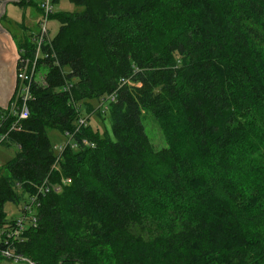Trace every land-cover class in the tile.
Returning a JSON list of instances; mask_svg holds the SVG:
<instances>
[{"label": "trees", "instance_id": "trees-1", "mask_svg": "<svg viewBox=\"0 0 264 264\" xmlns=\"http://www.w3.org/2000/svg\"><path fill=\"white\" fill-rule=\"evenodd\" d=\"M71 1L84 10L56 15L30 116L6 142L18 150L0 215L50 172L53 129L76 131L53 173L72 182L41 197L19 252L35 264H264V0ZM17 46L33 55L31 39ZM114 92V137L77 130L81 106Z\"/></svg>", "mask_w": 264, "mask_h": 264}, {"label": "built area", "instance_id": "built-area-1", "mask_svg": "<svg viewBox=\"0 0 264 264\" xmlns=\"http://www.w3.org/2000/svg\"><path fill=\"white\" fill-rule=\"evenodd\" d=\"M21 1V0H20ZM37 1L39 9L42 11L43 18L40 22L41 28L38 33H32L31 40L34 44L33 55H27L26 48H17L16 63V85L12 98L7 107H0V148L9 140L11 131L21 128V120L28 119L30 116L29 101L33 97V86L39 74V61L43 57V46L51 41L49 35L48 21L55 11V0H25ZM18 47V46H17ZM130 77L121 79L122 85L126 84ZM117 92L111 93L100 99L101 103L98 110L106 111L110 104L116 100ZM87 117L80 115L77 121V130L87 125ZM76 132V131H75ZM75 132L66 131L65 139L56 144V158L48 175L38 183H35L34 191L27 193L26 199L21 202H11L17 208L10 214L5 210V214L0 215V262L6 264H35L34 259L19 252L18 245L27 238V232L35 228L39 223V207L41 197L51 193L60 192L64 186L69 185L72 179L62 175L59 180L53 179V173L60 172V163L63 159V152L69 144L75 148L78 143L75 139ZM84 144L93 146L87 139ZM2 164L0 157V165Z\"/></svg>", "mask_w": 264, "mask_h": 264}, {"label": "rangeland", "instance_id": "rangeland-1", "mask_svg": "<svg viewBox=\"0 0 264 264\" xmlns=\"http://www.w3.org/2000/svg\"><path fill=\"white\" fill-rule=\"evenodd\" d=\"M37 3V1H25L23 3L9 1L6 4L4 16L1 18V25L9 31L16 44L21 40V37L31 39L32 33H38L40 31V22L43 15ZM82 10H84L83 6L73 3L71 0H58L55 3V15H53L48 21L49 35L53 38L59 30L61 22L56 16L57 14L66 12L75 13ZM46 70V67H42L40 69V73L37 76L38 82L43 81V73L46 72ZM126 85L141 87L142 82H137L134 77H130V80L126 83ZM89 103L93 107V111L91 113H89L86 109L85 104L87 105V103H84L81 106L82 109L84 108L82 115L88 118L87 124L90 125L95 132H99L102 136L108 133L114 137L111 117L109 116L110 113H105V111H102V113L98 112V107L101 103L99 99L89 100ZM144 123L150 136V140L154 143L155 147L161 148L165 146L166 139L160 121L155 116L148 113L144 117ZM50 137L53 145L59 144L65 139L64 134L58 129L51 130ZM17 150L18 148L15 146L3 145L0 148V157L2 161V164L0 165V178L6 172L4 164L16 156ZM16 208L17 207L11 202L5 205V210L13 215H17L14 213ZM2 264H6V261L2 260Z\"/></svg>", "mask_w": 264, "mask_h": 264}, {"label": "water", "instance_id": "water-1", "mask_svg": "<svg viewBox=\"0 0 264 264\" xmlns=\"http://www.w3.org/2000/svg\"><path fill=\"white\" fill-rule=\"evenodd\" d=\"M9 1L20 0H0V107L8 106L16 85L17 50L12 35L1 25Z\"/></svg>", "mask_w": 264, "mask_h": 264}, {"label": "crops", "instance_id": "crops-1", "mask_svg": "<svg viewBox=\"0 0 264 264\" xmlns=\"http://www.w3.org/2000/svg\"><path fill=\"white\" fill-rule=\"evenodd\" d=\"M20 39H21V40H24V37H21ZM14 44H15V49L17 50L18 47H17L16 42H14ZM62 141H63V140H62Z\"/></svg>", "mask_w": 264, "mask_h": 264}]
</instances>
